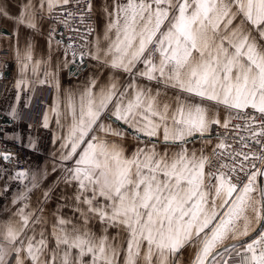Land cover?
Returning a JSON list of instances; mask_svg holds the SVG:
<instances>
[{"label":"snow or ice","instance_id":"obj_1","mask_svg":"<svg viewBox=\"0 0 264 264\" xmlns=\"http://www.w3.org/2000/svg\"><path fill=\"white\" fill-rule=\"evenodd\" d=\"M0 18L10 114L50 88L55 148L14 173L0 152V264H264V0H0Z\"/></svg>","mask_w":264,"mask_h":264},{"label":"crops","instance_id":"obj_2","mask_svg":"<svg viewBox=\"0 0 264 264\" xmlns=\"http://www.w3.org/2000/svg\"><path fill=\"white\" fill-rule=\"evenodd\" d=\"M12 4L16 2V0H10ZM100 3V0H97V5ZM11 12L15 13L17 11L16 8L12 7L9 9ZM13 29V24L11 21L7 19L0 18V50L8 51V58L12 62V68L10 69V63H6L3 66L2 78L4 79V84L0 87V114L3 116H7L13 120V123L10 125H5L3 127V138L7 137L9 140L17 141L22 147L28 150V167L27 169H31L32 171H41L45 167L51 166V153L55 151L54 146L51 143V132L48 130H44L39 127V122L41 118V113L44 107V104H40V101H44L45 104H50L52 102L53 93L51 89H46L45 87L36 86V90L34 93V98L32 100V108H25L23 106L24 100L27 99V96L30 94L26 87L21 91V102L20 104H16L15 107L17 112L20 113L19 119H14L10 114L11 107L13 105L16 89L14 88L15 81L18 77V69L15 60V50L13 48V41L9 39L7 34H10ZM60 29V28H59ZM57 30V32L59 31ZM27 33L22 29L21 30V40H23L24 36ZM57 36V35H56ZM61 38V37H60ZM47 46L45 39L37 38V58L40 56L46 55ZM71 60V55L68 57ZM56 56H53V64L55 63ZM73 65L70 63L68 68L62 69L60 71V79L61 83L65 88H71L73 85L77 84L78 80L82 81L86 75H88L87 71L81 70V74L77 78L74 75H70L69 69ZM108 73L104 71V76ZM103 78V77H102ZM32 124L34 127L32 129L28 128V125ZM32 137L34 141H36V149H33L30 145L29 137ZM3 165L6 166L10 172H15L17 170L13 169L10 165L9 161H4ZM26 169V170H27ZM55 179V174L49 176L42 184V188L48 187L51 181ZM26 182V181H25ZM60 187H63L61 185ZM57 192L60 191L59 188L56 189ZM35 195H39L37 192ZM11 198V194L6 197L0 198V218L5 216L3 211V206H9V200ZM35 199V196L33 197ZM55 201L53 200L49 205V211H51L52 206ZM14 210V208H10V211ZM97 229L99 225L96 226Z\"/></svg>","mask_w":264,"mask_h":264},{"label":"built area","instance_id":"obj_3","mask_svg":"<svg viewBox=\"0 0 264 264\" xmlns=\"http://www.w3.org/2000/svg\"><path fill=\"white\" fill-rule=\"evenodd\" d=\"M95 3L97 4V0H95ZM63 28V27H58ZM57 29V30H58ZM66 30L63 28L62 33L60 34V37L63 38L65 41H67L68 37L67 35L62 36L63 33H65ZM57 35V33H56ZM71 55V54H70ZM8 51L7 50H0V74H2L3 66L6 63H10V69L12 68V62L8 58ZM4 84V79L2 78V75H0V87H2ZM45 87L46 89H50L47 86H41ZM10 152L14 155L13 161L9 162L10 165L15 170H26L28 167V150L24 147H22L17 141L15 140H9L5 138H0V152ZM233 261H235V257H233Z\"/></svg>","mask_w":264,"mask_h":264},{"label":"water","instance_id":"obj_4","mask_svg":"<svg viewBox=\"0 0 264 264\" xmlns=\"http://www.w3.org/2000/svg\"><path fill=\"white\" fill-rule=\"evenodd\" d=\"M63 28H60L59 31L57 32V38H60V34L62 33ZM77 70L81 71L83 70V65L81 64V62L79 61V59L77 58L76 63H73V65L70 67L69 69V73L70 75L74 72H76ZM13 123V120L7 116H3L2 114H0V138H3V127L5 125H10Z\"/></svg>","mask_w":264,"mask_h":264},{"label":"rangeland","instance_id":"obj_5","mask_svg":"<svg viewBox=\"0 0 264 264\" xmlns=\"http://www.w3.org/2000/svg\"><path fill=\"white\" fill-rule=\"evenodd\" d=\"M198 146V145H197Z\"/></svg>","mask_w":264,"mask_h":264}]
</instances>
